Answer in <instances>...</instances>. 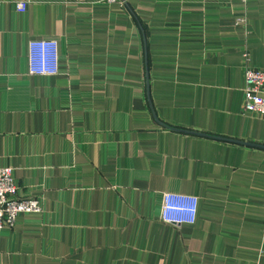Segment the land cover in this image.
Instances as JSON below:
<instances>
[{"label": "crops", "instance_id": "obj_1", "mask_svg": "<svg viewBox=\"0 0 264 264\" xmlns=\"http://www.w3.org/2000/svg\"><path fill=\"white\" fill-rule=\"evenodd\" d=\"M0 0V166L19 212L0 264H264V0ZM244 16V23L237 18ZM55 38L58 71L27 43ZM197 198L165 222L162 193Z\"/></svg>", "mask_w": 264, "mask_h": 264}, {"label": "built area", "instance_id": "obj_2", "mask_svg": "<svg viewBox=\"0 0 264 264\" xmlns=\"http://www.w3.org/2000/svg\"><path fill=\"white\" fill-rule=\"evenodd\" d=\"M117 2L119 0H107ZM246 2V0H241ZM18 10H23L25 0H18ZM244 16L237 22L244 23ZM27 68L31 74H55L58 71V46L55 38H31L27 43ZM243 109L264 117V69L252 65L244 68ZM12 177V166H0V229L13 225L19 212L40 211L37 197H18ZM197 198L190 194L165 191L162 193L160 217L165 222H193Z\"/></svg>", "mask_w": 264, "mask_h": 264}]
</instances>
